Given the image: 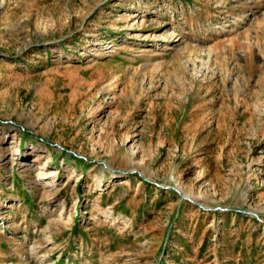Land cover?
Listing matches in <instances>:
<instances>
[{
    "label": "rangeland",
    "instance_id": "1",
    "mask_svg": "<svg viewBox=\"0 0 264 264\" xmlns=\"http://www.w3.org/2000/svg\"><path fill=\"white\" fill-rule=\"evenodd\" d=\"M0 264H264V0H0Z\"/></svg>",
    "mask_w": 264,
    "mask_h": 264
},
{
    "label": "bare ground",
    "instance_id": "2",
    "mask_svg": "<svg viewBox=\"0 0 264 264\" xmlns=\"http://www.w3.org/2000/svg\"><path fill=\"white\" fill-rule=\"evenodd\" d=\"M128 163V162H127ZM129 164H131V166H132V163H131V161H129ZM113 166L112 165H110V168H112ZM136 169V168H135ZM112 175V174H111ZM49 178V177H48Z\"/></svg>",
    "mask_w": 264,
    "mask_h": 264
}]
</instances>
